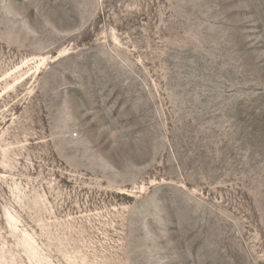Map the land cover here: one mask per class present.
Returning a JSON list of instances; mask_svg holds the SVG:
<instances>
[{"label": "rangeland", "instance_id": "rangeland-1", "mask_svg": "<svg viewBox=\"0 0 264 264\" xmlns=\"http://www.w3.org/2000/svg\"><path fill=\"white\" fill-rule=\"evenodd\" d=\"M0 264H264V0H0Z\"/></svg>", "mask_w": 264, "mask_h": 264}]
</instances>
